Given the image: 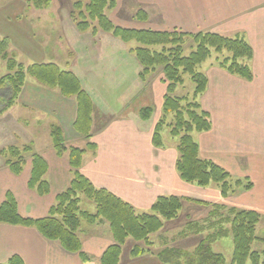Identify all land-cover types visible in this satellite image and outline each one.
<instances>
[{"label":"crops","instance_id":"1","mask_svg":"<svg viewBox=\"0 0 264 264\" xmlns=\"http://www.w3.org/2000/svg\"><path fill=\"white\" fill-rule=\"evenodd\" d=\"M163 4L167 12L168 9L172 10L170 15L176 18L180 25H198V28L193 30L188 28V32L207 31L219 34L227 32L228 35L236 32L243 36L253 49L250 63L253 78L250 81L243 82L214 66L208 71L213 73L216 79H218L216 74L219 78L227 75L228 85L219 79H212L214 85L209 87L214 92L216 86V93H219L220 88L227 87L229 94L231 93L230 95L235 99V106L232 107L229 103L226 109H221L218 107L220 102L214 105L216 108L212 110V119L215 127L213 126L214 129L208 133H198V147L200 155L204 158H209L224 169L232 171L234 177L244 176L251 181L252 188L239 195L237 198L239 200L235 199V201L237 200L239 206H247L245 209L258 211L260 219L256 227L257 234L258 228L264 229V0H185V4H180L177 10L173 7L168 8L167 2ZM166 16L165 12L161 21L166 22ZM20 28L18 35L0 32V37L8 39L9 51L15 58L20 57L19 55L28 57L30 62L24 64L26 66L32 63L57 64L56 59L54 60L57 56L47 51L43 42L32 43L27 39V30ZM75 54L73 67L78 71L74 73L81 79L84 84H81L82 88L87 89L85 90L90 94L93 104L101 106L103 103L108 111L117 115L101 124L105 112L108 113L107 109L106 111L103 109L99 120L95 119V109L93 111L90 141L96 145V149L94 152L85 153L80 171L94 186L108 189L128 202L137 213L149 212L153 201L162 195L186 197L215 204L228 198H223L214 186L200 187L182 181L175 169L176 144H168L164 141L166 146H153L155 122L149 123V119V122L140 119L136 112L139 106H136V110L133 109L137 115L132 114L133 110L126 115L123 113V106L130 102V104L144 103L139 101L137 90H130L129 81H123L115 88H111L112 81L107 86L101 80H94L91 87H86V76L78 73H81L82 66L88 64L84 58L79 57L78 52ZM65 65L70 67L72 63ZM236 83L243 86V90L238 88L242 95L237 98H235ZM165 89L166 87L162 95ZM16 102L0 115L1 119L7 120V125H3L5 132L2 137L3 146L30 144L32 150L41 155L48 164L45 179L50 189L49 193L40 196L28 187L30 158L25 159L24 168L18 175L13 174L0 160V203L4 200L6 192L10 191L15 197L21 216L41 218L47 215L50 206L55 203V196L64 190L71 180L68 154L65 153L61 157L56 155L49 127L60 126L68 145H71L75 139L80 142L84 138H77L79 134L73 128L76 118L74 98H65L56 89L47 88L37 81L26 78ZM161 105L162 100L159 103V110ZM225 118L228 129L227 140L222 143L224 141L222 138L226 135L223 130ZM97 125L100 130L95 133L94 129ZM210 134L212 139L207 141L211 138ZM215 143L216 146L213 145ZM245 197L246 202L243 199ZM187 201L185 200V203ZM235 201L230 202L234 205ZM197 206L200 208L202 205ZM184 207L183 204L182 208ZM194 210L196 213L202 212L201 209ZM183 214L185 221L182 225L188 228L185 223L193 216L188 213ZM89 226L87 223H82L78 236L83 252L92 259L98 260L113 239L110 232L102 233L100 229L89 233L87 231ZM100 226L104 225L101 222L97 223L93 229ZM163 230L162 227L154 235L163 236ZM192 233L201 235V238L204 236L203 232L198 230ZM192 233L190 236H193ZM259 238L264 239V235L260 234ZM199 240L193 245L196 246ZM151 243V249L156 250L153 242ZM157 252L150 251L131 257L130 252L123 255L124 251H122L118 264H165L159 260ZM16 254L22 258L24 264H82L77 253L66 251L57 241L45 239L34 227L0 223V263L6 262L9 257Z\"/></svg>","mask_w":264,"mask_h":264},{"label":"trees","instance_id":"2","mask_svg":"<svg viewBox=\"0 0 264 264\" xmlns=\"http://www.w3.org/2000/svg\"><path fill=\"white\" fill-rule=\"evenodd\" d=\"M42 6L48 0H38ZM115 6L114 0H76L71 17L79 31L98 30L110 32L124 42H135L131 49L140 65L138 77L141 81L157 71L163 73L166 92L162 100V116L156 123L152 135L154 147H162L161 130L168 126L169 134L177 138L178 157L175 169L184 182L206 187L215 184L219 187L223 198L234 193L235 188L250 190L252 183L248 178L243 186L240 179L234 180L229 172L209 159L199 156V147L191 133L208 131L211 126L209 114L200 110L197 102L207 87V77L198 70V66L211 57L212 52L218 66L232 75L247 81L253 78L250 60L253 49L241 35L234 37L214 32H183L152 29L123 28L115 25L106 15L105 10ZM75 12V15L73 13ZM139 20L147 19V14L140 10ZM188 45V46H187ZM188 51V53H185ZM0 60L6 67V74L0 76V114L13 106L20 94L27 76L39 84L56 89L65 98H74L76 102V118L74 130L86 139L84 147L66 145L63 132L57 125L50 128V138L57 156L68 153V164L71 168V180L68 186L55 196V203L50 206L46 216L28 218L19 214L17 202L10 191L0 203V223L34 227L47 240L57 241L68 252L77 253L82 264H118L121 246L128 237L151 246L149 236L163 227V220L169 221L177 217L182 209V202L192 201L174 195L158 196L150 206L149 212L137 213L128 203L106 188H99L80 172L83 156L94 152L96 145L90 141L94 104L90 94L82 88L80 79L71 71L61 69L55 63H32L24 65L17 62L9 51V41L0 37ZM184 75L189 76L194 84L191 98L174 95L177 85H181ZM3 94V97H2ZM110 97V95L108 96ZM131 103V102H130ZM123 106L126 115L136 108L140 119L148 120L153 108L145 103H132ZM171 116L170 123L165 119ZM5 165L18 175L22 172L26 156L30 157V174L27 185L38 195L49 193V183L45 179L48 170L46 160L35 153L30 144L22 146L8 145L2 150ZM233 184V185H232ZM92 201L95 211L90 212L80 207V197ZM203 204V201H194ZM212 217L220 216L221 210L215 208ZM225 221L228 228L213 227L214 230L203 237L192 251L175 246H165L157 252V257L165 264H227L221 253L213 251L215 240L231 236L233 251L228 264H264V239H257L256 226L260 215L255 210L232 208ZM105 221L109 224L113 243L108 245L98 262L82 251L78 230L82 223L93 224ZM212 225V224H211ZM259 240L261 247L253 248V242ZM144 246V247H145ZM144 247L134 245L130 255L137 257L147 252ZM0 264H24L18 255H12Z\"/></svg>","mask_w":264,"mask_h":264},{"label":"rangeland","instance_id":"3","mask_svg":"<svg viewBox=\"0 0 264 264\" xmlns=\"http://www.w3.org/2000/svg\"><path fill=\"white\" fill-rule=\"evenodd\" d=\"M75 1L76 0H48V3H43L44 5L42 6V4L38 2V0H0V32L5 34L8 33L9 35H18V28H20L21 26V28L27 30V34H28L27 39H29L32 43H36V44L43 42L47 51H51L55 56H57L56 58H54V60L56 59L55 62L58 64V66L61 69L69 70L71 72L73 71V73L78 71L73 67L74 59H76L75 53L78 52L79 57L84 58L88 64L85 67L82 66L81 73H78V74L83 73L86 76L87 78L86 87L88 88L91 87L90 85H92L94 80L95 81L101 80L105 84H107V86L110 85L109 83H111L112 81L113 85L110 86L111 88H115L118 84L122 83L123 81H129L130 90H137L136 93L138 92L139 101H144L145 104L150 105L153 108L152 118L150 117L149 118L150 122L149 120L148 122L153 123L154 121L155 122L154 124L156 125V123L159 121V119L162 116V111H161L162 109L160 108L159 110L158 107L161 100H163V96L166 92L165 89L162 95L163 89L167 85L166 83L163 82L162 84H160L161 81L163 80V73L161 71H157L153 75L149 76L146 81L143 82L138 77V73L141 69L139 62L135 58V55L131 52V49H133L136 46L135 42L133 41L124 42L119 38L114 37L110 32H104L101 30H98L96 34H93L90 29L83 32L79 31L76 27L75 21L71 17V13L72 11H74L73 5ZM114 1H115V6L113 8L106 9L105 13L115 25L123 28H135V29L150 28L152 30L153 29L168 30V31L177 30L183 32H188V28L192 30L198 28V25L195 24L180 25V22L177 21L176 18L174 19L173 16L170 15L172 10L168 9L167 12V10L164 9V4H163L164 2H167L166 6H168V8L173 7L176 8L177 10L180 4L182 3L185 4V0H114ZM140 10H143L147 14V19L139 20L137 18L138 17L137 13ZM165 12L167 15L166 22L161 21L162 15H164ZM73 15H75V12L73 13ZM222 34L225 36L234 37L236 35V32L234 34L232 33L229 35L227 34V32ZM185 53H188V51H185ZM19 56L20 57L15 58L17 62H21L23 64H27V62H30V59L28 57L22 55ZM217 56L219 55L216 54L215 52H212L211 57L198 66V70L204 72L205 76L207 77V87L205 91L199 96L197 102L200 105V110H203L209 114V120L211 122V126L208 131H203V132L193 131L191 133L194 141L197 142V144L199 143L198 133L199 134L208 133L212 129H214L213 128L214 123L212 119V112H213L212 110L216 108L214 105L220 102V106L218 107H220L221 109H226L229 103L232 107L235 106L234 104L235 99L233 98V95H230L231 93L229 94V90L227 89V87L220 88L219 93H216V86H214L215 88L214 92L209 87V86L212 87V85H214L212 79H216L213 77L214 75L213 73L208 72L211 70L213 66L214 68L216 69L219 68L226 73V71L220 68L218 66V63L215 61V58ZM69 62L72 63V65L70 67L69 66L66 67L65 63L68 64ZM6 72L7 71L5 64L2 60H0V76H3V74H6ZM215 76L219 79V81H222L228 85L229 81L227 75L224 78L223 76H220L219 78L218 74H216ZM234 76L235 78L241 79V81L243 82L244 81L247 82V80L237 75ZM27 79H32L33 81H36L29 76H27ZM81 84L84 85L82 81ZM235 88L237 92L235 98L240 97L242 94L238 88H242L243 90V86H240L238 85V83H236ZM193 91H194V84L191 82L189 76L184 75L183 82L181 85L176 86L174 90V95L176 96L186 95L188 98H191L193 95ZM139 92L141 95L139 94ZM220 99L221 101L223 100V102H221ZM105 106L106 105H104L103 103L101 106L100 105L98 106L96 104L94 105L95 119L98 120L101 119L99 118V116L103 114V109H105L106 111L107 106L106 107ZM135 110H133L134 112L132 114L137 115ZM105 113L106 115L104 116V121H101L100 122L101 124L102 123L104 124L106 121L111 120V118L117 116L112 114L110 111H108V113L107 112ZM170 119L171 116L165 119V122L170 123L171 121ZM4 124L7 125V120H4V118L3 119L0 118V158H1L0 160L3 161L5 164V159L2 155V150L8 145L3 146L2 137L3 134H5V132L3 131ZM51 126L49 128H51ZM97 126L94 129L95 133L98 132V130H100L99 125ZM223 127H224L223 128L224 133L226 135L223 136L222 139L224 141L222 143L226 142L227 140L228 129H227L226 118L223 122ZM161 136H162V142L165 141V143L168 144L174 143L177 146V138L172 137L169 134L167 125H165L161 130ZM210 136L211 138H208L207 141H211L212 134H210ZM65 137L66 136L63 137L64 140ZM80 137H82L80 134L77 135V138L81 139ZM81 140L85 142L83 141L79 142L76 141L75 139L74 141L71 142V145L84 147L87 141L86 139H81ZM203 141L205 143L206 141L205 136ZM240 141L243 142V140ZM65 143L66 145L69 144L66 140ZM213 145L216 146V143ZM199 156L202 159H209V158H204L203 156L200 155V153ZM177 157H178V152L176 159ZM26 158H30V157L26 156ZM225 170L230 173L232 182L234 180L240 179L242 181L243 186L247 184L246 180L244 179L245 178L244 176L240 177L236 175V177H234V173L232 171L230 172V170L227 169ZM209 186L210 187L214 186L219 190V187L216 186L215 184H210ZM232 188H234L236 191L234 193L229 194L227 196L228 198H226L227 200L226 199L221 200L220 203L215 204L212 202L210 203L207 201H203L204 203L201 204L202 206H200L199 208V206H197L198 204L194 202L196 201V199H192L193 202H189L188 200L185 203V201H183L182 205L184 204L185 207L181 209L176 219L174 218L173 221L170 220L167 222L166 220H163V225L165 226V227L163 226L164 228L162 232L163 236L157 237L156 235H154L155 233L149 236L150 238L149 240L153 242L154 248L156 250H161L162 247L164 246H175V247L183 248L187 251H192L195 248V245H193L194 242H197L196 240H199V238L200 240L202 239L201 235H198L197 233H192V231L194 230L201 231L203 232L204 235L203 237H205L207 234L211 233L214 230L213 227L217 226V227L228 228L229 224L224 220L225 218L221 216H227L229 214V211L233 207L236 209H245L247 207L244 205L239 206V203L237 202V200H239L237 199L239 195L244 194L246 190H244L243 188H235L234 185ZM79 197L81 199L80 207L90 212L95 211V205L92 203V201L84 198L82 194H79ZM235 199L237 200L235 201ZM243 199H245L246 202V197ZM232 200L235 201L234 205L231 204L230 202ZM216 207L221 210V212H219L220 216L212 217L211 216L212 211L216 210L215 209ZM194 209H199V210L201 209L200 211L202 212L196 213ZM247 210H252V209H247ZM183 213H188V215L193 216L189 218L190 220L187 221V223H185L188 228H185L182 225L183 222L185 221L184 219L185 217ZM100 222L104 226H100L99 228L93 229L94 225ZM100 222L98 221L97 223H93L94 225L89 223L90 226L88 227L87 231H89V233L92 232L94 233L97 232L95 231V229H100L99 231H102V233L104 231H106L107 233L110 232L109 224L105 221H100ZM191 228H193V230H191ZM191 233L193 234V236H190ZM260 234L264 235V229L258 228V233L256 234L257 239H261L259 238ZM134 245H139L144 247L147 244H145L142 241H135L133 238L128 237L121 246V253L122 251H124L123 255L128 254V252L131 251V248ZM258 247H261L260 241L256 240L253 242V248H258ZM212 248L214 252L223 254L225 262L227 264L230 262L233 251V241L231 236L215 240L214 243L212 244ZM144 249L147 250V252L145 253H149L150 251L157 252L156 250L151 249V246H145ZM98 260L95 261L98 262ZM247 264H250V262L248 261Z\"/></svg>","mask_w":264,"mask_h":264}]
</instances>
